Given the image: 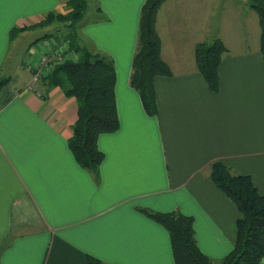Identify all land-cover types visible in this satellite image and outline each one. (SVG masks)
Segmentation results:
<instances>
[{"label": "crops", "instance_id": "crops-1", "mask_svg": "<svg viewBox=\"0 0 264 264\" xmlns=\"http://www.w3.org/2000/svg\"><path fill=\"white\" fill-rule=\"evenodd\" d=\"M65 2L0 0V75L10 80L0 101V264H86L87 256L104 264H174L167 231L139 209L193 217L199 249L222 259L233 248L239 212L210 180L211 165L249 176L264 195L257 14L248 0H165L156 30L171 76L154 79L158 112L149 116L129 84L145 0H88L79 43L114 61L119 121L97 139L103 160L93 174L67 144L75 99L33 82L41 48H66L63 29L35 25L67 10ZM216 39L227 52L212 92L194 48ZM21 70L30 75L20 79Z\"/></svg>", "mask_w": 264, "mask_h": 264}, {"label": "trees", "instance_id": "trees-1", "mask_svg": "<svg viewBox=\"0 0 264 264\" xmlns=\"http://www.w3.org/2000/svg\"><path fill=\"white\" fill-rule=\"evenodd\" d=\"M164 1L145 0L141 7L129 79L130 86L138 93L149 116H156L158 112L154 79L157 76H171L169 67L161 59V41L156 30L157 14ZM248 5L259 19V47L264 60V0H248ZM65 7L66 14L47 13L35 25L44 27L59 21L64 27L57 32L63 29L65 33L61 39L66 43V53L62 54L59 64L54 65L43 82L49 87L60 88L65 96L75 99L77 119L67 144L79 166L97 174L103 160L97 139L99 135L113 133L119 128L115 66L109 56L91 52L79 43L78 27L87 12L88 0H66ZM19 30H13L10 37L13 38ZM58 41V38H54L53 44ZM225 52L227 49L221 40L198 43L194 48L197 70L212 92L219 90L218 70ZM210 180L235 204L239 212L233 248L220 260H212L199 249L193 217L179 211H139L167 231L174 264H259L264 257V195L258 193L249 176L233 175L220 162L211 165ZM86 264L104 263L87 256Z\"/></svg>", "mask_w": 264, "mask_h": 264}, {"label": "rangeland", "instance_id": "rangeland-1", "mask_svg": "<svg viewBox=\"0 0 264 264\" xmlns=\"http://www.w3.org/2000/svg\"><path fill=\"white\" fill-rule=\"evenodd\" d=\"M65 4H66V2H65ZM66 12H67V10H64L62 12H55V13L66 14ZM62 26H63V24L60 23L59 21L58 22H54V27H56V28L53 31H55L58 28L59 29L62 28ZM45 40L51 42V39L50 38H46ZM41 43H44L45 44L46 42L42 41ZM58 46H57V49L55 51L52 48H47L48 53H45L46 50H44L43 48H41V50H42L41 51V54L38 55L39 56L38 57V61L40 60V64L43 63V64L39 65L40 66L39 68H41L40 71L42 72V75L39 76V78H40L39 80L40 81L44 80L48 76V74L52 71L54 65H56V63L59 64L61 58L63 57L62 54L66 53L65 52V48L63 46H61V47H58ZM83 46L87 47L86 45H83ZM88 48L91 49L90 47H88ZM53 51H54V54L55 55L53 54ZM57 51H58V55H56L57 54ZM49 53H50V55H49ZM23 55H21V56H23ZM194 58H195V56H194ZM48 62H50V63H48ZM32 71H33V74H34V72L37 71V70H32ZM37 72H39V71H37ZM37 72H35V73H37ZM29 75H30L29 74V70H21V78L20 79H24V78L28 77ZM6 80H7V82H6ZM39 80L35 81L34 83L40 82ZM0 81H1V85H2V86L0 85L1 86L0 87V101H1L3 99V97L7 96L6 94L8 92V88H9L8 82L10 80H9L8 77H4V76L0 75ZM43 83H45V82H43ZM6 99L7 98H5L4 100H6Z\"/></svg>", "mask_w": 264, "mask_h": 264}, {"label": "built area", "instance_id": "built-area-1", "mask_svg": "<svg viewBox=\"0 0 264 264\" xmlns=\"http://www.w3.org/2000/svg\"><path fill=\"white\" fill-rule=\"evenodd\" d=\"M45 50H46L45 53H48L47 49H45ZM41 64H43V63H41ZM41 64H40V65H41ZM39 67H40V66L38 65V66H34V67L31 68V69H33V70H37V71H39V72L35 71V72H37V73L34 72V74H33V82L39 80V79H40L39 76L42 75V72L40 71L41 68H39Z\"/></svg>", "mask_w": 264, "mask_h": 264}]
</instances>
